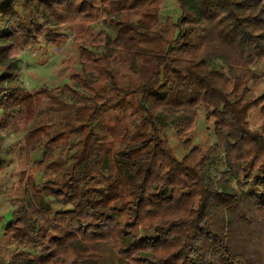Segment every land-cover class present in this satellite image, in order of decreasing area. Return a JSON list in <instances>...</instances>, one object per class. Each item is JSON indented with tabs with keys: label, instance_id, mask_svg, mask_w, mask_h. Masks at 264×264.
Listing matches in <instances>:
<instances>
[{
	"label": "clouds",
	"instance_id": "clouds-1",
	"mask_svg": "<svg viewBox=\"0 0 264 264\" xmlns=\"http://www.w3.org/2000/svg\"><path fill=\"white\" fill-rule=\"evenodd\" d=\"M0 264H264V0H0Z\"/></svg>",
	"mask_w": 264,
	"mask_h": 264
},
{
	"label": "trees",
	"instance_id": "trees-1",
	"mask_svg": "<svg viewBox=\"0 0 264 264\" xmlns=\"http://www.w3.org/2000/svg\"><path fill=\"white\" fill-rule=\"evenodd\" d=\"M131 167L132 165L127 160L120 162V168H119L120 175L131 178V172H130Z\"/></svg>",
	"mask_w": 264,
	"mask_h": 264
}]
</instances>
